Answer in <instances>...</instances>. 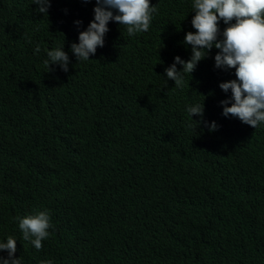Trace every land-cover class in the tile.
I'll use <instances>...</instances> for the list:
<instances>
[{
    "label": "trees",
    "instance_id": "16d2710c",
    "mask_svg": "<svg viewBox=\"0 0 264 264\" xmlns=\"http://www.w3.org/2000/svg\"><path fill=\"white\" fill-rule=\"evenodd\" d=\"M26 1L0 0L5 8L0 23L6 20V27L0 26V79L11 84L3 92L0 83V210L23 215L40 208L70 211L77 224L67 240L81 264H264V128L244 132L249 138L237 141L245 155L240 151L239 161L228 159L238 138L235 129L253 127L213 107L223 93L214 47L202 60L212 65L206 82L216 86L211 96L202 98L193 88L176 90L164 80L176 53L191 54L183 41L188 31H196L192 0H150L158 4V14L147 33L132 38H126L123 25L110 21L104 46L89 61H77L70 45L79 42L73 33L94 18L95 0L51 2L55 17L48 16L47 25L38 23L41 17L23 19ZM76 20L82 24L75 25ZM164 36L170 38L168 45ZM143 41L164 53L150 57L144 68L135 55H122V46ZM48 46H63L70 58L68 72L58 65L47 71ZM137 57L144 65V57ZM20 87L40 99L37 113L20 96ZM195 103L204 104L203 120L215 121L218 129L209 131L200 123L182 136L172 129L173 114ZM121 116L160 124L151 137L153 151L145 153V158L158 157L147 159L148 166L121 151ZM219 140V146L213 142ZM185 143L190 145L182 149ZM69 145L90 149L93 169L73 168L64 155ZM221 145L217 153L226 164L217 158L223 184L236 187L222 191L205 210L189 188L219 181L210 162ZM115 182L116 194L102 201ZM49 189L64 199L54 200ZM123 214L125 219L110 221ZM11 232L0 235L14 236ZM33 251L23 247L19 253L25 258ZM105 253L110 260L103 261Z\"/></svg>",
    "mask_w": 264,
    "mask_h": 264
},
{
    "label": "clouds",
    "instance_id": "9594fccd",
    "mask_svg": "<svg viewBox=\"0 0 264 264\" xmlns=\"http://www.w3.org/2000/svg\"><path fill=\"white\" fill-rule=\"evenodd\" d=\"M51 2L69 3L68 0H27L21 4L23 19L41 17L43 20L40 19L38 23L47 25L45 20H48V16L55 17ZM95 3L94 18L87 28L73 33L78 34L79 42L71 43L70 51L77 61H89L90 56L95 55L97 48L104 46L110 21L123 25L126 28V38H132L137 34L147 33L152 26L154 15L159 11L158 4L152 5L150 0H95ZM191 8L195 13L191 24L196 31H188L183 41L185 45L191 46V54L174 52L172 55H175L165 67L164 80L174 84L176 90L193 88L202 98L211 96L216 89L214 83L211 85L206 83L211 77V63L210 60L206 62L202 60L207 58L213 47L218 50L214 57V66L220 69L219 87L223 93L219 98L217 97L216 106L213 107L222 111L223 116L237 118L243 124L253 127L248 131L234 128L238 138L228 152V159L237 162L242 149L237 140L249 138L244 132L264 128V0H192ZM2 9L5 10L4 4H0V14ZM21 11L14 9L13 13ZM34 12L38 13L33 14ZM4 19L3 13L2 20ZM74 23L80 26L82 21L76 20ZM0 26L6 27V20L1 22ZM164 37L168 45L170 38ZM122 47V55H135L142 68L153 59L150 57H160L164 54L158 49L155 51L154 46L144 41L137 46ZM45 50L47 59L44 60V65L47 71H54L51 65H58L64 72L69 71L70 58L63 50V46L55 48L48 46ZM34 51L37 54L41 51L39 44ZM137 55L144 57V65ZM22 62L27 63L25 60ZM0 83L5 86L1 90L3 92L11 87L10 83L1 79ZM19 93L31 102L30 111L37 113L40 99H37L36 95L29 96L22 87L19 88ZM204 109V104L195 103L173 114L175 118L172 120V129L182 136H185L189 129L192 130L191 134L195 132L192 127L200 123H204L209 131L217 130L218 125L215 121L208 124L203 120ZM160 129L161 126L156 119L145 117L126 119L121 116L117 129L121 135V151L133 162L139 163L142 167L148 166L146 160L158 156L151 154L148 156L150 158H145V153L153 151L151 142L154 140L151 137ZM221 141L213 142H218L219 146ZM190 143L182 145V149ZM221 147L223 145L217 149L210 162V170L219 175V181L215 180V183L205 181L198 188L191 186L189 188L191 195L198 199L200 206L205 210L211 208L220 194H224L222 191H230L233 187H230L227 181L223 184L218 162V158L221 157L217 153ZM64 155L74 162L73 168L83 169L86 173L95 165L94 153L87 148L69 145ZM221 160L226 164L223 158ZM115 183L117 184H112L114 191L110 196L105 192L101 195L102 201L116 194L115 189H118L119 183ZM49 191L54 200L64 199L55 190L49 189ZM21 213L16 210L15 212L0 210V234L10 229H12L11 233H14V236L8 235L7 238L0 235V252L7 255V257L0 255V264H81L71 253L67 240L72 227L77 224V220L71 217L70 211L54 212L49 208H40L36 211H24L23 213H28L27 215ZM126 217L127 215L123 214L110 221L117 222ZM23 247H32L34 251L29 257L24 258L19 253ZM105 255L103 261L110 260L108 253ZM171 259L170 256L168 260Z\"/></svg>",
    "mask_w": 264,
    "mask_h": 264
}]
</instances>
